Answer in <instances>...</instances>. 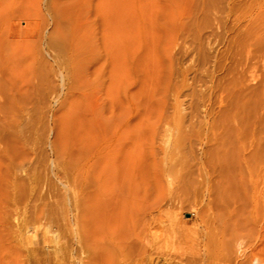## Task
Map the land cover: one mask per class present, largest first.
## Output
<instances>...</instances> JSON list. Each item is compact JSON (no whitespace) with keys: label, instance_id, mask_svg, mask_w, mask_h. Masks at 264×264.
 <instances>
[{"label":"rangeland","instance_id":"obj_1","mask_svg":"<svg viewBox=\"0 0 264 264\" xmlns=\"http://www.w3.org/2000/svg\"><path fill=\"white\" fill-rule=\"evenodd\" d=\"M0 32L37 69L0 96V264H264V0H0ZM113 99L115 154L81 125Z\"/></svg>","mask_w":264,"mask_h":264},{"label":"bare ground","instance_id":"obj_2","mask_svg":"<svg viewBox=\"0 0 264 264\" xmlns=\"http://www.w3.org/2000/svg\"><path fill=\"white\" fill-rule=\"evenodd\" d=\"M1 35H0V43H1V39H2ZM4 38H5V34H4L3 39ZM3 45H5V44H1V46H3ZM1 46H0V77L1 78H6L7 79V82H8V85H7L6 91L4 90L5 91V94H4V91L2 90L1 85H0V96L2 97V99L5 97V101H4L5 105L7 104L6 105L7 107L8 106L11 107V109H9V110L15 109L16 112H18L19 114H21L22 111L24 110V102H22V101H24L25 98L27 99V97L30 95V93L37 86V69H36V64L34 62L35 60L33 61V55H32L31 56L32 57V61H29L28 63H23L22 62V64H21L20 61H18V63H14L13 61H10V62H13L15 65L14 64L12 66L9 65L10 67L7 66L8 68H6L5 67V64L3 63L4 61H2L3 60V52L1 50ZM23 47H24L23 45L20 46L19 44H17L15 46L16 53H20V51L23 49ZM27 52L29 53V51H27ZM23 59L26 60V57L23 58ZM23 59H22V61H23ZM5 62H6V60H5ZM25 62H27V61H25ZM7 76H8V78H7ZM1 102H3V101H1ZM0 104H2V103H0ZM111 105H112L111 106L112 126H111V130H110L109 134H108V131H107L108 128L102 122L99 121V118L100 117L99 118L96 117L95 110H90L91 113H90L89 109L83 110V113H82V116L83 117H82V120H81V122L83 124H81V125L84 126V129H85V127H86V129H87V127L89 129L92 124H96L97 125V123H98L97 126L99 127L100 135H99V132H98L97 136L99 135V137H101V133L107 134L106 135L107 141H105V143H107L108 148L112 152V154H115L116 151H117V147H118V144L117 143H118V137L119 136H118V128H117V122H116V120H117V111H116V104H115L114 99H113ZM1 109L2 108L0 107V110ZM0 112L3 115V113L5 111L4 112L0 111ZM12 113H13V111H12ZM11 114H9V115H11ZM13 115L11 117H14ZM16 123L14 124V126H16V125L18 126V124H16ZM11 124H13V123H10V126H13ZM94 127H95V125H94ZM94 127H93V129H94ZM96 129H97V127H96ZM86 131H88V130H86ZM82 134L83 135L85 134V136H86V133H82ZM98 142L99 143L97 144V146L95 148H93L92 150L89 149L90 150V153H89V150L87 152V153H89V155H88V164L89 165L92 162L94 156H96V157H99V156L101 157L102 156V152H103V148H104V144L105 143L101 142V140H99ZM96 157H94V158H96ZM243 159H244V164H248L250 162L249 161V158L247 159V158H244L243 157ZM248 168H249V166H248ZM258 207H259L258 206V203H256L255 204V208H256L255 211H258ZM238 228L240 229L239 232L238 231L233 232L231 234L232 237H235V235L240 234L243 231V229H244V225L241 224V225L238 226ZM221 234H222V236L224 235V237L227 236V233H225V228L223 229V231L221 232ZM143 243L145 244L146 241H143Z\"/></svg>","mask_w":264,"mask_h":264}]
</instances>
